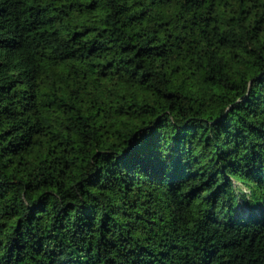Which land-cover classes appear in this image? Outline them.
Listing matches in <instances>:
<instances>
[{"label": "trees", "instance_id": "trees-1", "mask_svg": "<svg viewBox=\"0 0 264 264\" xmlns=\"http://www.w3.org/2000/svg\"><path fill=\"white\" fill-rule=\"evenodd\" d=\"M0 264H264V0H0Z\"/></svg>", "mask_w": 264, "mask_h": 264}]
</instances>
